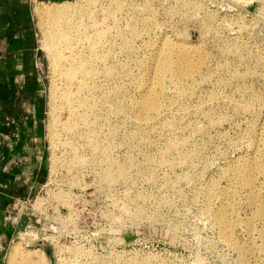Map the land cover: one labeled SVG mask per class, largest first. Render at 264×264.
I'll use <instances>...</instances> for the list:
<instances>
[{
  "label": "rangeland",
  "instance_id": "obj_1",
  "mask_svg": "<svg viewBox=\"0 0 264 264\" xmlns=\"http://www.w3.org/2000/svg\"><path fill=\"white\" fill-rule=\"evenodd\" d=\"M39 8L67 11L66 54L95 43L109 55L84 80L94 91L78 133L63 128L67 78L45 43L55 16ZM32 17L48 173L6 264H264V0H34ZM181 45L200 67L160 84L155 58L178 61ZM150 93L158 108L144 113Z\"/></svg>",
  "mask_w": 264,
  "mask_h": 264
},
{
  "label": "crops",
  "instance_id": "obj_2",
  "mask_svg": "<svg viewBox=\"0 0 264 264\" xmlns=\"http://www.w3.org/2000/svg\"><path fill=\"white\" fill-rule=\"evenodd\" d=\"M33 1L0 0V264L18 233L10 210L32 201L48 173Z\"/></svg>",
  "mask_w": 264,
  "mask_h": 264
},
{
  "label": "bare ground",
  "instance_id": "obj_3",
  "mask_svg": "<svg viewBox=\"0 0 264 264\" xmlns=\"http://www.w3.org/2000/svg\"><path fill=\"white\" fill-rule=\"evenodd\" d=\"M51 9L46 8V9L41 10L39 8V10H41L42 16H48V17L55 16V21L53 24H54V26L57 27V29L55 30L54 34L52 35L51 41L48 40V42H47V39H46L45 43L49 44L50 50L52 49L53 53L51 52L50 54H53L54 57L51 59L55 60V62L58 64V67H60V69L62 68L61 69L62 73L61 72L60 73L63 75L64 78H67V80L65 81L66 90L62 94V99L65 102V105H67V107H68L67 109H69L72 112L73 118L68 120V123L64 124L63 128H65L69 132L78 133V128H79L77 125L78 122L76 123L75 120L80 119L81 122H83L84 124H87L86 114H87V112L90 108V105H91V100L87 96V94H92V92L94 91L93 87L89 86L88 83L85 82L84 80L91 81L92 79H94L98 74L97 67L103 63H109V55L108 54L101 55L97 51V47L99 45L97 46L95 43L92 44V47L89 51H85V52L83 51L82 53H80L79 58L73 57L72 54H66V50L70 49L73 46L71 43L73 40V37L70 34L69 29L62 27V25H61L63 18H65L64 16L67 14V11L59 12V11H55V10H51ZM58 17H60V18H58ZM69 20H70V18H69ZM106 20H108V19H106ZM106 20H105V22H106ZM66 25H67V23H66ZM69 25H70V22H69ZM105 26L107 27V25H105ZM102 31H100L102 34L98 38L102 41L103 40L106 41L105 39L107 37L105 38V36H107V34H105V32L104 31L102 32ZM92 34H93V32H92ZM92 39H93V37H85V38L81 37V38H79V44L82 43V41L91 42V41H93ZM99 39L97 42H101V41H99ZM179 48H180V50H182V53H180V54H182V56L178 61H176L174 59V57L172 56L173 55L172 51H168L167 49L166 50L164 49L162 51V55H159V57H157V59L155 58V62L160 63V67L156 70V72H154V74H155L154 76L158 77L160 84H163L164 77H166L167 75H175L177 78H182V77H185V76H188V75L194 73L200 67V64L203 60L195 61L193 59V58H196L195 51H191L187 45H181ZM52 62H54V61H52ZM105 72H106V75L109 76V66L108 65H106V71ZM79 74L84 75V78L80 77ZM80 78H82V81L79 82V86L77 85V88L75 91L74 90L75 87H74V89L72 88L74 85V81L78 80ZM157 108H158V98L155 94L150 93L147 96V98L142 101V110L144 113H151V112L156 111ZM157 111H159V110H157ZM69 117H70V115H69ZM65 122H67V121H65ZM66 134H67V132H66ZM73 134H71V135H73ZM74 136H75V134H74ZM78 136L81 137L80 135H78ZM98 137L99 136L97 135L96 137L95 136H89L87 138H89V140L90 139L92 140V139L98 138ZM94 146H96V144ZM95 150L97 152H99V154L104 153L103 147L95 148ZM107 165H109V163H107ZM119 170H120V172H123V169L121 167H119ZM258 170H260V169H258ZM101 175H102L101 178L104 179V182L109 183V167H107L105 169V171L102 172ZM225 214H226V211L223 209L220 212V214L217 216L216 219H217V224H218L219 229H220V233L222 235H224L225 237H227L228 235H232V231H231V227H230V223H229L230 219L225 217L224 216ZM261 236L263 237L262 249H264V231L261 233ZM18 247L19 246H17V248H15V251H16V249H18ZM12 250H13V248H12ZM15 251H14V253H17ZM9 254L10 253L8 252V255ZM8 255H7V257H8ZM14 255L15 254H13L12 256H14ZM17 256H18V253H17ZM12 260H14V259H12ZM12 260H11V262H12ZM7 264H9V263H7Z\"/></svg>",
  "mask_w": 264,
  "mask_h": 264
},
{
  "label": "built area",
  "instance_id": "obj_4",
  "mask_svg": "<svg viewBox=\"0 0 264 264\" xmlns=\"http://www.w3.org/2000/svg\"><path fill=\"white\" fill-rule=\"evenodd\" d=\"M30 202L31 201H28V202L17 201V202H15L12 209L10 210V216H12L14 219H19V210L23 209L24 207H28Z\"/></svg>",
  "mask_w": 264,
  "mask_h": 264
}]
</instances>
